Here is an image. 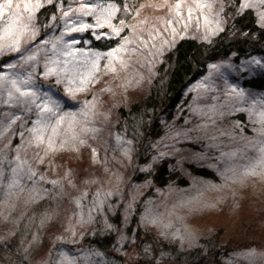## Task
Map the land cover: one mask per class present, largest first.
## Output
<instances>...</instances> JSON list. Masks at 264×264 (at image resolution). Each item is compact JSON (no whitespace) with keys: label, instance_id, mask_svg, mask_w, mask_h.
Returning <instances> with one entry per match:
<instances>
[{"label":"rangeland","instance_id":"374dc122","mask_svg":"<svg viewBox=\"0 0 264 264\" xmlns=\"http://www.w3.org/2000/svg\"><path fill=\"white\" fill-rule=\"evenodd\" d=\"M242 1L254 5L259 21L264 13L261 0ZM178 2L180 15L175 9ZM197 2L205 0H124L122 8L115 6L118 11L110 20L105 9L114 4L99 0H11L13 7L0 13V60L13 55L0 62V76H6L0 81V220L20 233L13 250L21 254L14 259L12 245L5 246L12 242H3L0 264H103L99 255L78 254L87 250L83 239L99 224L114 235L118 251L124 248L120 255L125 264H138L137 244L144 252L154 241L184 252L198 245L202 236H217L222 245L243 243L226 249L222 264H264V168L246 174L264 156L260 117L264 90L241 84L245 75L263 71L254 62L263 65L261 57L209 64L187 87L186 113L178 114V124L153 147L150 161L171 157L177 169L201 162L216 173L214 180L193 178L183 189L173 186L165 192H147V182H131L134 172L143 168L134 143L116 131L118 107H128L145 95L161 55L179 37L212 36L219 31L217 21L222 28L221 1L206 0L213 5L211 11L197 8ZM49 3L59 8L58 14L38 40L36 5ZM9 25L11 35L6 31ZM24 25L28 27L21 35ZM82 25L90 27L78 30ZM113 28L119 29L118 35ZM86 29L95 37H116L117 46L107 51L81 50L79 43L86 44L79 37ZM17 39L18 51L10 47ZM50 68L55 74L46 76ZM12 79L29 80L27 86H20L43 99L33 103V98L21 97L9 83ZM70 88L74 94H69ZM232 88L243 89L244 95L232 93ZM48 98L59 105L55 115L38 107ZM66 113L73 114L74 120L66 116L53 135L56 120ZM45 196L52 211L39 218L28 208ZM119 211L120 223H109L107 215ZM36 222L42 232L33 238ZM130 226L141 242L127 235ZM144 232L149 233L148 239ZM65 243L77 254L65 251ZM155 260L145 257L143 263L186 264L167 261L160 253Z\"/></svg>","mask_w":264,"mask_h":264},{"label":"trees","instance_id":"16d2710c","mask_svg":"<svg viewBox=\"0 0 264 264\" xmlns=\"http://www.w3.org/2000/svg\"><path fill=\"white\" fill-rule=\"evenodd\" d=\"M99 1L110 2L119 8L124 5V0ZM220 1L222 10H220L219 17L223 21V30L207 38L179 37L161 55L160 63L145 95L133 101L128 107L125 105L118 107L119 119L117 120L116 131L122 133L128 141L134 143L136 153L141 157L143 166L141 170L134 172L131 182L137 184L147 182L149 184L147 192L151 191L152 193L154 189L165 192L173 186L183 189L189 185V182H192L193 178L203 180H214L216 178V173L201 162L191 163L186 168L177 169L173 166L174 159L171 157L159 156L154 158L153 161L149 160L154 145L161 143L164 136L176 123L178 124L181 119L180 115L177 119L178 114L186 113V103L189 98L187 87L189 84L202 76L209 64H213L218 60L231 58L233 62L240 63L247 58L258 56L262 58L264 65V26L259 23L254 10L251 7H242L244 5L242 0ZM58 9L54 3L37 7L35 23L40 32L38 40L48 33V26L55 23L54 17L58 14ZM79 39L86 44L82 46V43H79V48L81 50L85 48L89 52L111 50L118 44L116 37H95L90 29H86ZM10 56L13 57L12 54ZM4 58L0 62L4 61ZM241 84L247 88L264 90V67L260 73L245 75ZM15 131L18 134V128H15ZM51 206L50 200L45 196L35 200L28 209L40 218V215L44 216L42 213L46 210L47 213L52 211H48ZM95 218L99 217L95 216ZM107 218L109 223L119 224L121 220L120 211L107 215ZM2 221L0 220V239H4L0 242V247L4 245L3 242L9 241L10 243L11 241L10 246L8 244L5 246L11 248L12 245V256L14 259H18V255L21 257V254L13 249L17 248L14 242L20 233L15 232L10 225L4 221L2 223ZM36 223L33 225L37 227L33 228L32 226L33 238L41 236L42 232V228L39 226L40 222ZM99 225L91 235L84 237L83 242L88 244V248L87 250H81L78 254L90 252L94 256L99 255L103 264H125L120 255L124 248L120 247L118 251L114 235L103 231ZM131 228L132 226L127 227V235L133 236L132 238L136 243L140 241V234L138 231L135 234L132 233ZM144 234L148 239L149 233L144 232ZM197 241L198 245L184 252L178 250L175 246H166V244L159 241H154L155 245L150 244L148 251L144 252L142 245L137 244L136 248L139 256L137 263L144 264L143 258L145 257L151 262H155V258L160 253L167 261H175L176 263L222 264L220 259L222 255L226 254V249L233 246L234 249L243 244L238 241L230 244L228 241L226 245H222L219 244L217 236L209 239L202 236ZM71 249L72 247L68 246L65 251L73 256L72 253L74 252L72 251L74 250L71 251ZM115 251H118L119 254H116Z\"/></svg>","mask_w":264,"mask_h":264},{"label":"snow or ice","instance_id":"6c2138e0","mask_svg":"<svg viewBox=\"0 0 264 264\" xmlns=\"http://www.w3.org/2000/svg\"><path fill=\"white\" fill-rule=\"evenodd\" d=\"M261 3L264 4V0H261ZM36 6L38 7L39 5H36ZM181 6L182 5H181L180 2H178L175 5L176 15H180V11L179 10L181 9ZM253 6L254 5H252V4H245L242 7H253ZM12 7H13V5L11 3V0H7V2L5 4H0V13H2L5 8L11 9ZM16 7L19 8V5H17ZM82 7L86 8L88 6L82 5ZM97 7H99V6H97ZM196 7L199 8V9L207 8V9H209V11H211L213 5L211 3L206 2V0H205V2H197ZM24 8H25L26 11H28L29 10V5L28 4H25L24 5ZM105 11L108 13L106 19L110 20L112 18V16L114 15L115 11H118V9L115 8V5H108V8L105 9ZM188 12H189V19H190L191 18V13H192V8L191 7L188 8ZM14 15H17V14H14ZM28 19L30 20L31 19V16H29ZM205 19L207 21V17H205ZM259 22L262 25H264V13H260L259 14ZM121 23H123V21H121ZM216 23H217V30L222 31L223 29L220 28L219 21H217ZM27 27H28L27 25H24V27L21 29V33H20L21 35H23L24 31L27 30ZM87 27H90V26L89 25H82L78 30L83 31ZM6 31H7V33L9 35H11L12 32H13V26L12 25H9V27H8V29ZM113 31L117 35L119 34V29L113 28ZM10 47H12L14 50H17L18 51L19 50V39L15 40L10 45ZM109 55L111 56L112 53H109ZM28 59H33V58L32 57H29ZM254 62L257 65H260L261 67H264V65H261L260 64V61H254ZM10 67H14V65H10ZM93 67L95 68V67H97V65L94 63L93 64ZM213 67H216V66L214 65ZM54 74H55V69L54 68H50V69H48L45 72V75L46 76H48V75H54ZM5 79H6V76H0V81H4ZM83 82L84 81L82 80L81 83L83 84ZM9 83H11V85L13 86V88L15 89V91L17 93H19V95L21 97H30V98H33V101H32L33 103L35 102L36 99H43V98L37 96V94H36L35 91H32L31 89L26 88V87L25 88H22L20 86V83H22L23 85L27 86L28 83H29V80H24V81L18 83L17 80L12 79V80L9 81ZM57 83H59V80L57 81ZM77 90H82V89H77ZM68 91H69V94H74V90L73 89L70 88ZM231 92L232 93H235L236 95L241 96V97L244 95L243 89H240L239 91H237L236 88H232L231 89ZM9 95H11V93H9ZM38 107L44 113H51V114L55 115L56 114V109L59 107V105H58L57 102H54L50 98H48V99H44L43 100V103L40 104V105H38ZM66 116H73V114L66 113L64 116H60L56 120V126H54L52 128L53 135H55L57 133V131L59 129V126L64 123ZM260 117H261V120L264 121V111H262L260 113ZM73 120H74V116H73ZM69 127H71V122L69 124ZM37 139L40 142H43V137L38 136ZM72 139L73 140H76L77 137L75 135H73ZM48 143H49V147H51L52 146V140H51V138H49ZM79 143L80 144H83L85 142L83 140H79ZM261 151L264 152V149H261ZM92 154H93V157L96 156V150L95 149L92 150ZM93 162H95V160ZM257 167L264 168V156H262L260 158V160L257 162V164L254 167L248 169L247 172H246V174L255 175L256 174V168Z\"/></svg>","mask_w":264,"mask_h":264}]
</instances>
